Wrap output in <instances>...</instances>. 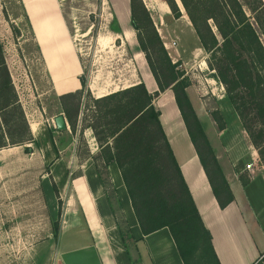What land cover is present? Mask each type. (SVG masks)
<instances>
[{"label":"crops","instance_id":"crops-1","mask_svg":"<svg viewBox=\"0 0 264 264\" xmlns=\"http://www.w3.org/2000/svg\"><path fill=\"white\" fill-rule=\"evenodd\" d=\"M108 1V5L114 8L118 32H109L108 41L99 44L105 47L110 45L111 40L113 44L120 41L118 50H127L131 70L124 86L121 80L101 85L91 76L87 88L93 96L100 98L143 83L148 94L153 95L158 92V88L148 66L141 59L136 31L131 26L130 0ZM17 3L31 45L49 84L38 96L51 95L56 98L57 104L53 113H46L41 107L27 115L22 95L13 77H10L33 143L0 150V210L13 208L12 178L15 161L13 153L9 154L8 151H16L21 147L30 152L34 145L42 163L49 167L52 179L43 185V192L50 204L52 222H55L52 218L53 210L57 214V200L62 202L56 246L69 233L73 239L70 248L65 249L59 245L57 254L49 251V264H183L167 228L145 236L141 234L120 171L114 162L104 166L100 160L104 167L102 174L94 159L97 155L92 152L91 156L75 164L69 161L70 167L59 155L57 144H64L62 140L67 137L74 141L78 136L80 121L73 135L57 98L81 90L79 79L83 76V68L58 0H17ZM201 65L205 66V62L202 61ZM186 92L192 104L190 89H186ZM152 105L160 113L161 127L201 221L210 234L218 263L264 264V164L259 160L237 117L235 122L227 123L226 113L223 116L221 110L224 126L219 130L210 116L200 114L192 106L232 194L233 200L220 208L210 178L189 139L172 91L167 89L158 92ZM59 115L64 118L66 128L63 131L56 130L55 125L53 127L51 124ZM28 116L31 117L30 121ZM201 118L205 119L206 125L203 126ZM17 155L18 159L24 160L23 153L21 157ZM247 164H251L249 171L245 169ZM22 172L24 169H21ZM241 178L247 179L245 185L241 184ZM26 192L29 193L28 189ZM52 238L48 234L47 242L53 241Z\"/></svg>","mask_w":264,"mask_h":264},{"label":"trees","instance_id":"trees-1","mask_svg":"<svg viewBox=\"0 0 264 264\" xmlns=\"http://www.w3.org/2000/svg\"><path fill=\"white\" fill-rule=\"evenodd\" d=\"M165 1L173 16L178 18L180 14L174 0ZM179 1L200 47L208 55L210 67L225 86L229 103L240 118L259 160L264 161L260 151L264 139V46L255 30L256 27L264 37V3L262 0ZM244 7L251 16L246 14ZM130 16L137 43L158 92L172 91L189 139L210 178L213 194L219 207L224 208L233 200L232 194L187 95L188 79L171 63L140 0H130ZM79 81L81 90L58 97L73 135L85 88L83 76ZM158 92L150 95L140 83L93 99L92 122L85 126L82 119L78 130H91L104 166L110 162L117 165L143 236L167 228L183 264H219L210 234L201 221L161 127L160 113L152 105ZM250 110L261 124L257 131L245 121ZM213 119L222 130L220 117ZM28 143H33V139L0 45V150ZM26 152L29 151L26 149ZM246 183L247 179L241 178V184ZM51 228L52 236L56 237L57 222H53ZM120 234L123 236L122 232Z\"/></svg>","mask_w":264,"mask_h":264},{"label":"rangeland","instance_id":"rangeland-1","mask_svg":"<svg viewBox=\"0 0 264 264\" xmlns=\"http://www.w3.org/2000/svg\"><path fill=\"white\" fill-rule=\"evenodd\" d=\"M58 1L73 47L83 68L85 88L81 95L78 121L83 119L85 120L84 125L88 126L92 122L94 113L92 100L97 99L87 88L89 77H95L101 85L121 80L123 82L121 85L124 86L127 84L124 81L129 78L131 70V63L128 60L130 57H128L127 50H118L120 41L113 44L111 40L110 45L105 47L99 44L108 41L109 32H118L114 8L111 4L108 5V0ZM140 1L171 63L175 64L176 70L181 71L188 79L187 90L190 89L193 102L191 105L200 114L210 116L214 123V116L220 117L223 123V117L220 114L222 110L223 116L226 113L227 123L235 122L237 117L242 127L240 118L225 94V86L217 79L215 71L210 67L208 55L200 47L180 1L178 0L179 5L174 0L180 14L178 18L173 16L165 0H151L150 3L145 0V3L143 0ZM244 10L248 16H251L246 7ZM250 21L253 24L251 18ZM209 25L213 33L217 35L211 21ZM255 30L264 46V37L256 27ZM0 45L9 76L13 77L22 95L27 115H31L37 108L40 110L41 107L46 110V113H53L57 104L56 98L51 95L38 96L42 90L49 87V84L39 57L31 45L29 32L17 0H0ZM139 50L141 51L140 48ZM141 59L147 66L143 52ZM202 61L205 62V66L201 65ZM246 115L247 124L252 130L257 131L261 124L255 120L251 110ZM28 118L30 121L31 117L28 116ZM201 122L203 126L206 125L204 118H201ZM263 140H261L260 151L264 158ZM62 141L64 144H57L58 149H55L59 150V155L63 157L68 167L71 165L69 161L75 164L91 156L92 152L97 155L94 159L100 166L99 171L104 173L100 148L90 129H82L74 141L70 137ZM17 149L8 151L9 154L13 153L15 161L12 178L13 208L0 210V264H49L47 259L49 251L57 254L59 245L65 249L70 248L71 240L73 242L72 235L67 234L57 246L56 237L52 238L53 241L47 242V235H52L51 224L54 222L50 219V204L46 199V193L43 192V185L52 181L49 176V167L42 163L34 145L30 152H26L21 147ZM22 153L24 154L23 161L18 159L17 155L21 157ZM71 156L74 157L71 158ZM261 163L264 164V161ZM21 169H24V172L21 173ZM8 180L10 185V177ZM214 182L217 183L216 180ZM27 189L28 194H26ZM61 208L62 202L57 200V214L53 210L52 218L59 227ZM78 258L80 259L79 254Z\"/></svg>","mask_w":264,"mask_h":264},{"label":"water","instance_id":"water-1","mask_svg":"<svg viewBox=\"0 0 264 264\" xmlns=\"http://www.w3.org/2000/svg\"><path fill=\"white\" fill-rule=\"evenodd\" d=\"M53 123L55 125L56 130L58 131H63L66 128L64 118L61 115L55 117V119L53 120Z\"/></svg>","mask_w":264,"mask_h":264},{"label":"built area","instance_id":"built-area-1","mask_svg":"<svg viewBox=\"0 0 264 264\" xmlns=\"http://www.w3.org/2000/svg\"><path fill=\"white\" fill-rule=\"evenodd\" d=\"M165 46V45H164ZM173 46V45H172ZM46 124H48V123H46ZM51 124H52V126L54 127V123L51 121ZM245 169L246 170H250L251 169V164H247L246 166H245Z\"/></svg>","mask_w":264,"mask_h":264}]
</instances>
